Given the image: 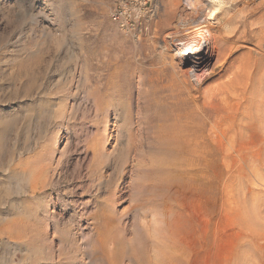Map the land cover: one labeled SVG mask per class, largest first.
I'll use <instances>...</instances> for the list:
<instances>
[{"label":"rangeland","instance_id":"1","mask_svg":"<svg viewBox=\"0 0 264 264\" xmlns=\"http://www.w3.org/2000/svg\"><path fill=\"white\" fill-rule=\"evenodd\" d=\"M116 2L0 0V264H264V101L213 96L248 56L264 74V0H222L226 37H245L201 66L215 74L195 103L172 77L189 65L174 35L212 5L150 0L136 42L112 20ZM27 166L31 183L9 179ZM20 203L40 207L17 221ZM97 213L113 228L100 234Z\"/></svg>","mask_w":264,"mask_h":264},{"label":"bare ground","instance_id":"2","mask_svg":"<svg viewBox=\"0 0 264 264\" xmlns=\"http://www.w3.org/2000/svg\"><path fill=\"white\" fill-rule=\"evenodd\" d=\"M205 1L212 5V8L210 9V12H209L210 16L208 15V17H205V19H204L202 16V9H203L204 5L201 6L199 4H195V7L197 9L196 13L198 15V18H203L204 19L203 23H201L197 27L195 26L193 33H183V35H182V33L181 34L177 33L174 35V37H175L174 43L177 45H179L180 43H183L184 50L188 51V52H183L184 53L183 58L180 57V59L183 60V62H188L189 65H188V67L187 66L183 67V68L180 67L178 70H176V71L174 70L175 72L172 74V77L176 81L180 82V86L182 88L180 92H181V95L183 96V101H189L190 100L193 103H195V100H198V99H196L198 96V95H196V92H198V90L200 89L199 83H201V81L203 82V80H205L206 78H210L211 74L209 75V73L215 74V70H212L211 72L203 71L201 73V71L199 70V69H201V66L205 65V63L210 60V56L212 54H216L217 58L224 59L227 56V54H231L232 52H234V50L238 47V43H236L235 38L238 37V39H240V37H242L243 34L245 37V33H246V31L242 32L240 29L241 32H239V35L238 36L236 35L237 37H234V39L230 40L228 37H226V35H225L226 32L223 29L222 23L227 22V24H228V23L232 22L233 18H231V17L233 15H231V11L229 9L226 10L223 8L222 0H205ZM229 2H230V0H229ZM251 2H252V0H251ZM206 9H207V7H206ZM205 12H207V11H205ZM221 15H224V16H222L224 18H222ZM205 16H207V15H205ZM261 18L262 19H261L260 24H259L260 32H258L257 34L264 37V15ZM253 21H254V19H253ZM219 22H220V24H219ZM254 23H256V22H254ZM216 24H219V25H216ZM227 24H226V26H227ZM245 25H246V23H245ZM229 27H228V29H229ZM244 28H243V30H245ZM250 28L251 27L249 26V29ZM251 31H253V30H251ZM232 32H234V31H232ZM236 33H238V32L236 31ZM249 34H250V32H249ZM249 34H248V37H249ZM262 39H260V40H262ZM260 42H262V41H260ZM259 48H260V46H259ZM260 50H261V48H260ZM256 55H257V53H256ZM249 57L250 56H248V58H247V60H248L247 62L244 61L245 63H244V65H242L243 66L242 68L239 69L237 67L238 71H239V75L243 76L242 79L240 80V82L234 81L236 78H230L229 77V78H227V80L225 79L226 81L224 80L222 83H220V85L216 88V90L213 91L214 92L213 96L219 97L221 94L222 95L225 93L233 94L236 92L235 94H238L240 96L242 95L243 97H245L247 93H250L252 91L253 93H250V94H253L254 96H252L251 98L246 96L245 97L246 102L249 101V102L253 103L254 101H256V102L259 101V103L260 102L262 103L264 101V82H262V84H261V82L260 83L258 82L259 79H264V74L261 73L260 67L259 68L257 67V69L255 70L254 65L258 62H255V64H253L252 61H250ZM258 60H260V59H258ZM255 61H256V59H255ZM221 63H222V61H221ZM220 66H221L220 71H224L225 72L224 74H227L228 71L223 69V65L221 64ZM232 68L234 69V67H232ZM233 69H231L229 71L232 72ZM197 74H199V75L201 74V75L200 76L198 75L199 77L198 76L195 77ZM235 75L237 76V72L235 73ZM236 83L238 84V87H236V85H237ZM201 92L204 93V95H206V96L207 95L210 96L212 94V92H208V90H204V91L202 90ZM185 95L187 96V98L185 97ZM258 96H259L260 100L256 99V97H258ZM215 97L211 96V98H215ZM32 111H33V109L28 110L29 114L32 113ZM261 121L264 122V114H263V120L261 119ZM255 127H257V126H255ZM34 178H35V168L32 166H27V167L20 168V169H14L9 174V179H16V180H18L22 183L24 182L26 184L31 183V181H33ZM32 186H34V185H32ZM140 192H142V191H140ZM39 207L40 206L38 204L32 206L29 204L20 203V204L15 205L14 209L8 215L10 217L13 216V218H17L16 219L17 221L18 220L19 221L26 220V219L32 218L37 213V210ZM95 220H96V222L98 221V225H99L98 230H99L100 234L106 233L107 228L108 227L111 228L113 226V224L110 222H103L102 213H97L95 215ZM12 242H14L18 246H21V247L23 246L25 249V254L29 258L37 257L36 255L40 253V251H39L40 248H38L35 245V243L34 244H33V242L30 243L29 240L26 238V236L23 234H19L18 236H15L14 241H12ZM174 254H176V253H174ZM139 255L141 256V253H139ZM166 259H167V261H169L168 258H166ZM173 259H175V257ZM176 260H178V257ZM167 264H169V263H167ZM241 264H245L244 258H242Z\"/></svg>","mask_w":264,"mask_h":264},{"label":"built area","instance_id":"3","mask_svg":"<svg viewBox=\"0 0 264 264\" xmlns=\"http://www.w3.org/2000/svg\"><path fill=\"white\" fill-rule=\"evenodd\" d=\"M149 1L117 0L111 12V18L120 30L136 42L142 40L154 17V9Z\"/></svg>","mask_w":264,"mask_h":264},{"label":"snow or ice","instance_id":"4","mask_svg":"<svg viewBox=\"0 0 264 264\" xmlns=\"http://www.w3.org/2000/svg\"><path fill=\"white\" fill-rule=\"evenodd\" d=\"M211 73H209V75H210Z\"/></svg>","mask_w":264,"mask_h":264}]
</instances>
